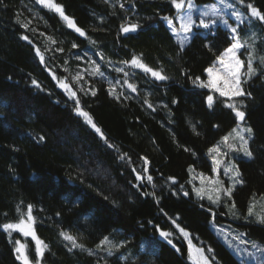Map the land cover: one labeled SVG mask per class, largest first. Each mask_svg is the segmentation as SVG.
<instances>
[{
  "label": "trees",
  "instance_id": "16d2710c",
  "mask_svg": "<svg viewBox=\"0 0 264 264\" xmlns=\"http://www.w3.org/2000/svg\"><path fill=\"white\" fill-rule=\"evenodd\" d=\"M55 2L86 35L36 0H0V264H23L16 259L17 241L33 261L37 259L32 238L16 231L9 235L2 227L26 218L29 204L36 236L48 245L41 264H191L176 225L190 233L195 245L214 249L217 264H256L238 256L222 237L231 235L236 243L239 233L264 245V223L258 220L264 216V22L246 7L252 4L264 12V0H244L243 23L232 21L239 23L237 32L245 44L240 53L241 87L250 93L235 99L199 85L234 42L219 21L211 29L195 28L188 46L181 49L165 19L178 15L171 0ZM195 19L198 22L199 15ZM128 24L139 27L123 33L121 25ZM249 56L255 69L251 78L245 75ZM133 57L168 79L155 80L121 63ZM96 64L103 78L92 74ZM77 74L79 81L74 79ZM58 80L77 93L80 107L115 148L75 112V100ZM109 81L117 94L123 93L119 100L109 94ZM125 81L136 84L137 93ZM227 103L246 114L243 124L253 130V157L237 160L243 183L230 198L223 194L213 203L217 196L209 200L196 189L204 186L200 174L205 179L213 175L209 148L240 123ZM143 157L149 160L146 166ZM137 172L145 179H136ZM157 226L172 233V244L159 236ZM61 230L76 236L84 250L69 251ZM104 237L123 246L109 255L97 248Z\"/></svg>",
  "mask_w": 264,
  "mask_h": 264
},
{
  "label": "snow or ice",
  "instance_id": "6c2138e0",
  "mask_svg": "<svg viewBox=\"0 0 264 264\" xmlns=\"http://www.w3.org/2000/svg\"><path fill=\"white\" fill-rule=\"evenodd\" d=\"M172 4L175 6V8L178 10H186L185 14L179 15V20H180V32H177L176 27L173 24V21L170 20L169 18L165 17L166 20H168L169 27L172 29L173 34L177 36V42L180 46L181 49H183L185 43L189 42L191 40V36L187 35L188 33H191L193 31V28H203V29H211L214 25L217 24V21L219 20L223 25L230 30V32L233 34L232 35V40L234 42L231 43V46L228 47L222 55H220L217 59L220 62V64H225L226 58L230 60V63L227 65L228 72L226 77H222L214 73L213 68H208L206 71L209 74V81L207 84L204 82H201L202 87H209L214 89L216 92H219L220 96L222 97H242L245 95H250V93H245L243 88L241 87V67L243 66V61L239 60L236 58V52L240 49L245 47V44L241 42V39L239 37V34L237 32V29L239 27V23H243V18H242V13L239 12L238 10H235L234 5L231 3H227L226 0H219V5H222L223 8L218 7L217 4L213 3L209 6H207L203 11L199 13V19L198 22L196 19L193 18V11L195 9V6L193 4V0H171ZM36 3L43 5L47 7L50 10H54L56 13L59 14V16L68 23V27L73 28L77 33H79L81 36L86 35L85 32L76 26L74 20L70 18L68 15L65 14L64 8L62 5L58 4L55 2V0H36ZM238 3L244 4V0H238ZM121 7H123V4H121ZM248 9H250V13L252 17H255L259 21L264 22V12H261L258 8L254 7L252 4L246 5ZM225 9H233L231 12V15L235 17L236 21L239 23L234 27L229 23L228 19H224ZM205 17L208 18L206 21ZM24 27H27L25 24ZM139 26L137 24H128V25H121V31L123 33H129V32H134L137 30ZM23 39L27 40L28 37L25 36ZM51 40V37H49ZM52 43H55L54 40H52ZM92 43H95L93 41ZM73 48L78 47V45L73 44ZM58 51H63V49H58ZM37 55L40 57V61H44V56L40 53V49H36ZM79 58V57H78ZM100 58L104 59L103 54H100ZM121 63L125 65H131L137 69H141L144 73L150 74L155 80H160L164 81L167 80L168 77L164 75L161 71L155 70L152 67H149L147 64L143 63V61L138 58V57H133L130 61H122ZM95 64V62H93ZM115 71L117 72H124L123 68H116ZM255 69L253 68V62H252V57H248V63H247V73L245 74L248 78H251V75L254 74ZM94 75H99L100 77L103 78L104 73L100 70V65L96 64L95 68L93 69ZM124 75L127 76L128 73L124 72ZM82 77L77 74L74 79L79 81ZM197 80L199 78L197 77ZM58 86L62 88L69 96L70 99H74L76 103V108L75 112L84 119V121L92 128L95 130V132L100 136L101 139L105 141V143L108 145L109 148H115L114 145L108 144L107 142V137L104 135L103 131L101 128L97 126V124L94 122L92 116L87 112L84 111L80 107V102L79 98L77 97V93L72 90L71 86L66 83L63 80H58L57 81ZM127 88L130 89L133 93H137V86L134 83H129L125 81ZM33 84H36V81H33ZM37 87L39 85L37 84ZM91 94L94 96L96 95V91L93 89H89ZM109 94L113 96L114 99L119 100L123 93L117 94L115 85L109 81ZM127 99V97H124ZM144 103L147 104V107L150 109H153L152 103H150L147 99L144 100ZM207 103L209 107H212L214 103V99L212 95H209L207 97ZM227 108L232 109V111L235 114V117L239 121H244L245 119V112L241 111L239 107L235 103H227L225 105ZM239 128V125L237 126ZM193 130L195 131V127L193 126ZM252 129L251 128H244L241 129L240 131H237V129H233V133H235L236 138L240 141L239 147H237L235 144L229 143V140L232 138V133H229V135H226L222 138L223 143L229 148L231 151H242L243 154L248 157L252 158L253 157V152L249 148V140L248 138L245 137L243 133H248L249 137L252 134ZM198 134V133H197ZM39 139L43 140L44 137H40ZM186 151L188 149H185ZM117 151H119L117 149ZM209 153H215L218 155H227V153H222L220 146L219 145H214L213 147L209 148ZM127 154L121 155L120 159L124 160ZM144 161V165L149 164V160L147 157L142 158ZM213 163L216 165V168L214 169L217 174H219V166L223 163L221 159H217L216 156H213ZM191 170V169H190ZM135 172V169H133ZM144 172H147V167H144ZM231 173V179L233 181L232 186L230 188H222V189H215L218 193L220 191L223 192L224 195L228 196L229 198L232 195V190L235 188L237 184H242L243 180L240 179L241 173L239 171L238 166H236L234 163L231 164L230 166H226L224 169V174L228 175ZM201 175V183L204 181L203 174ZM136 179L138 180H144L145 177L137 172L136 173ZM172 180L173 183H175L174 178H169ZM212 183H216V181H212L210 177L206 178ZM147 181L149 183H152L153 177L151 175L147 176ZM139 187V185L137 186ZM197 195L199 196L201 194V189H196ZM185 196L188 195L187 192L183 193ZM147 195V194H146ZM151 195H155L152 193ZM202 198V197H201ZM209 200H212V197H208ZM220 197L217 195L215 200H212L213 203H217L219 201ZM159 201L157 200V203ZM233 207H235V204L233 202L232 204ZM20 209L18 208L17 211ZM211 211V209H209ZM248 214L249 216L253 215V207L250 206L248 209ZM214 215V214H213ZM259 222L264 223V216L258 217ZM172 223L175 224V220H172ZM34 224H35V217L32 215V205L27 206V214H26V219L21 218L18 222L16 223H5L2 225L3 229L7 232H9V235L11 234L12 231H20L22 232L25 236H32V238L36 241V255L37 259L33 261L27 252L25 251V246L24 245H19L18 247L15 248V252L18 254L16 256L17 260H21L23 264H40V260L44 256V251L48 248V245L39 237L36 236V233L34 231ZM177 228H179L180 232L183 234L185 238L190 237V233L185 231L183 228H180L179 225H176ZM157 231L159 232V236L163 238L167 243L172 244V240L170 239V236L172 233L168 231H164L162 229H159V226H157ZM60 235L63 237V239L67 242H69L70 247L69 251L75 248H80L81 250H84V246L80 243H78V238L66 231L61 230ZM227 240V237H225ZM242 244L247 245L249 242L247 240H241ZM17 244H19V241H17ZM188 245H189V253L193 254L194 253V258L196 260V264H216L215 259H209V257L205 254L204 248L200 247H195L192 244L191 239H188ZM123 245H117L113 244L112 241L109 240L108 237H104L100 243L97 245L98 249L101 250H107L109 255L112 254V249L113 248H119ZM229 246L232 247L231 242H229ZM251 247L255 249V251H249L247 248H239L236 247L234 250L236 251L237 255L240 257H248L251 258L252 260L256 261V264H264V245H260L256 242H252ZM209 253H213L214 249L209 247L207 249ZM259 253L260 255H257ZM89 254H92L89 252ZM241 264H245V261L242 260Z\"/></svg>",
  "mask_w": 264,
  "mask_h": 264
},
{
  "label": "rangeland",
  "instance_id": "374dc122",
  "mask_svg": "<svg viewBox=\"0 0 264 264\" xmlns=\"http://www.w3.org/2000/svg\"><path fill=\"white\" fill-rule=\"evenodd\" d=\"M226 2L227 3H231V4H233L234 5V8H235V10H238L239 12H241L242 13V18H244V16H246V13L243 11L244 9L242 8V6H243V4H240V3H238V0H226ZM213 3H215V4H217V6L218 7H221V8H223V6L222 5H219V0H215V2H211V3H209V4H196L194 1H193V4H194V6H195V9H194V11H193V18L195 19V16L196 15H199V13L201 12V11H203L207 6H209V5H211V4H213ZM47 8V7H46ZM232 10L233 9H225L224 10V12H225V15H224V19H228L229 20V23L232 25V26H236L232 21H236V19H235V17L234 16H232L231 15V12H232ZM185 12H186V10H180L177 14V17H176V19H174V20H172L173 21V24H174V26L176 27V29H177V32L179 33L180 32V20H179V15H181V14H185ZM219 21V20H218ZM167 22H168V20H167ZM238 22V21H237ZM168 24V23H167ZM219 24H221L222 26H224L223 25V23H221L220 21H219ZM169 25V24H168ZM225 27V26H224ZM196 27H194L193 28V31L191 32V33H188L187 35H189V36H191V38H192V34H193V32H194V29H195ZM226 28V27H225ZM171 29V28H170ZM228 29V28H227ZM229 30V29H228ZM230 31V30H229ZM171 32H172V34H173V31H172V29H171ZM174 35V34H173ZM175 36V38L177 39V36L176 35H174ZM188 44H189V42H187V43H185V45H184V47L183 48H185L186 46H188ZM241 51H242V48H240L237 52H236V58H238L239 60H240V53H241ZM224 53V52H223ZM222 53V54H223ZM230 63V60L228 59V58H226V60H225V64H220V62L219 61H216L213 65H212V67L211 68H213V70H214V73H216L217 75H219V76H222V77H226L227 76V72H228V68H227V65ZM244 66H242L241 67V71H240V75H241V80H242V72H243V68ZM205 79L204 80H200V82H199V85H201V82H204L205 84H207L208 83V81H209V74H208V72L206 71L205 72ZM201 88H205L206 90H208V91H210V92H216L214 89H212V88H209V87H202V86H200ZM219 96H220V94H219V92H216ZM222 97V96H221ZM223 98H227V99H235V97H233V98H229V97H223ZM238 126V125H237ZM244 128H250L249 126H245L244 124H243V121H240V123H239V128L238 127H236L235 129H237V131H240L241 129H244ZM244 135H245V137L246 138H248V140H249V134L248 133H243ZM229 143H231V144H235L237 147H239V144H240V141L238 140V138H236V135H235V133H233L232 132V138L229 140ZM220 149H221V152L222 153H227V155H223V156H221V155H218V154H215V153H211L212 154V162H213V156L215 155L216 156V158L217 159H221L222 161H223V163L219 166V174H217V172L214 170L215 168H216V165L214 164V169H213V175H211L210 176V178H211V180L212 181H216V183H212L211 181H209L208 179H204V182H203V184H204V186H202L201 187V193H203V194H205V195H208V196H211V197H214V196H217V195H223V192L222 191H220L219 193L217 192V191H215V189H222V188H225V187H227V188H230L231 186H232V183H233V181H232V179L230 178L231 177V173H229L228 175H225L224 174V169H225V167L226 166H230L231 164H235L236 166H238V161L237 160H239V159H248V157H246L244 154H243V152L242 151H231V150H229V148L223 143V140L220 142ZM206 178H208V177H206ZM238 185L239 184H237L236 186H235V188L232 190V191H234L235 189H237V187H238ZM26 219V218H25ZM13 232H15V231H12L11 233H13ZM16 232H18V233H20L21 235H23L24 237H30V238H32V236H25L22 232H20V231H16ZM180 235L181 236H183V234L180 232ZM221 237V236H220ZM224 237V238H223ZM223 237H222V239H223V241L227 244V246L229 247V248H232L233 250L236 248V247H239V248H247L249 251H255V249H253L252 247H251V244H252V242H256V243H258V244H260V242H258V241H255V240H247L249 243L247 244V245H245V244H242L241 243V240H246V238H244V236H242V234L240 235L239 233L237 234V236L236 237H238L237 238V242L235 243V242H233L232 240H231V235L228 237V236H226L225 234H223ZM225 237H227V240L225 239ZM190 238V237H189ZM189 238H185L184 236H183V239L185 240V242H186V244H187V250H188V260H190V263L191 264H196V260H195V258H194V253L193 254H190L189 253V245H188V239ZM33 239V238H32ZM33 241L35 242V245H36V241L33 239ZM191 241H192V239H191ZM229 242H231V244H232V247H230L229 246ZM192 244L195 246V247H200V248H204V250H205V254L209 257V259L211 260V259H215V261H216V264L218 263V260L213 256V254L212 253H209L208 251H207V249L208 248H205V247H203V246H200V245H195L194 243H193V241H192ZM19 245H22V244H17V246H19ZM260 245H262V244H260ZM236 252V251H235ZM18 255V254H17ZM257 255H260L259 253H257ZM241 258H247V259H251V258H248V257H241ZM42 260V259H41ZM41 260H40V264H41ZM21 261V260H20ZM22 262V261H21ZM23 263V262H22Z\"/></svg>",
  "mask_w": 264,
  "mask_h": 264
},
{
  "label": "water",
  "instance_id": "95a60500",
  "mask_svg": "<svg viewBox=\"0 0 264 264\" xmlns=\"http://www.w3.org/2000/svg\"><path fill=\"white\" fill-rule=\"evenodd\" d=\"M73 29V28H72Z\"/></svg>",
  "mask_w": 264,
  "mask_h": 264
}]
</instances>
